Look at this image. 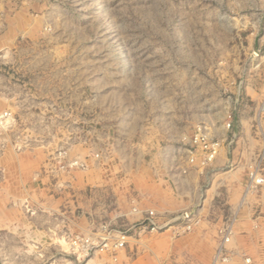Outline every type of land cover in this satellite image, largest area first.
<instances>
[{
    "label": "rangeland",
    "instance_id": "rangeland-1",
    "mask_svg": "<svg viewBox=\"0 0 264 264\" xmlns=\"http://www.w3.org/2000/svg\"><path fill=\"white\" fill-rule=\"evenodd\" d=\"M0 29L6 31L0 99H15L10 108L0 107V117L10 113L0 128L25 130L22 140L33 130L41 173L55 194L73 193L89 181L94 160L111 179V194L88 186L80 190L83 208L54 212L62 244L39 241L37 264H88L98 254L83 258L69 240L104 226L129 230L130 243L118 260L124 253L129 264L143 256L152 264H190L178 253L179 241L192 232L141 229L149 202L170 181L158 182L163 171L155 166H127L123 140L133 128L142 130L151 154L162 149L159 155L169 161L167 177L205 169L200 153L195 166L188 163L196 136L227 151L221 171L209 177L247 185L251 166L264 175V0H0ZM100 117L122 141L112 151L93 132ZM61 151L63 160L83 167L60 169ZM234 219L235 212L224 224ZM256 244L230 249L236 253L232 264L264 258V247ZM218 247L211 262L200 264H212ZM190 254H183L185 261Z\"/></svg>",
    "mask_w": 264,
    "mask_h": 264
},
{
    "label": "crops",
    "instance_id": "crops-1",
    "mask_svg": "<svg viewBox=\"0 0 264 264\" xmlns=\"http://www.w3.org/2000/svg\"><path fill=\"white\" fill-rule=\"evenodd\" d=\"M5 35V29H0V71L6 67ZM13 101L15 102V99H0L1 110L10 108ZM31 120L32 118L28 122ZM104 120L101 117L97 120L99 124L96 123L93 132L101 140L104 138L107 150L112 151L122 141L117 138L113 129L103 128L106 124ZM29 130L31 135L27 134L28 139L25 137L26 140H22L25 130L18 127L0 128V264H37L36 250L42 246L39 241H45L50 246H61L59 244H62V240L58 238L57 243L56 238L61 229L52 221V215L58 209L75 212L83 208L85 196L80 190L93 185L101 189L96 191L102 192L105 189L111 194L109 186L111 179L104 177L101 163L97 160L93 161V175L89 176V181L83 179L73 193H53L51 188L46 186L51 184L49 176L41 173L37 137L32 135L31 128ZM141 131L133 128L123 140L128 158L127 166L133 169L141 167L142 163H146L149 168L155 166L164 173L157 170L160 178L158 182L166 184L168 180L173 185L169 190L168 182V186L165 185L166 190L149 202L148 210H154L164 218L183 211L200 216L194 231L186 239L179 241L180 262L190 264L211 262L215 249L222 240L220 230L224 226V219L234 212L238 214L239 221L233 226L228 248L256 244L257 238L264 235V186L250 197L249 195L245 197V182L220 174L209 177V173L221 171L224 157L227 156L225 149H222L214 162L205 169L191 171L188 176L181 179L171 173L167 177L169 161L164 158L165 155H159L162 149L158 150L156 155L151 154L152 149L145 145V137ZM255 148L256 153L260 152L261 148L258 145H255ZM146 158L150 160L146 162ZM173 163L178 164L175 160ZM203 170L206 173L204 176ZM205 186H207L205 193H202ZM248 198H251L249 205L247 201L245 202ZM109 208L111 209V205ZM28 210L30 213H27ZM256 245L264 247L260 242ZM186 252L192 254L187 261L183 258ZM123 254L119 256V260H114L110 255L98 254L97 257L90 259L88 264H129L126 255ZM131 264L152 263L148 257L143 256ZM253 264H264V258L257 257Z\"/></svg>",
    "mask_w": 264,
    "mask_h": 264
},
{
    "label": "built area",
    "instance_id": "built-area-1",
    "mask_svg": "<svg viewBox=\"0 0 264 264\" xmlns=\"http://www.w3.org/2000/svg\"><path fill=\"white\" fill-rule=\"evenodd\" d=\"M10 113L4 112L0 117V126H6L9 124ZM233 128L232 117L229 118L225 125L227 131H231ZM196 136L194 139L195 145L189 146V159L190 166H195L197 161V154H202V159L198 163L202 168L208 167L222 150V144L219 142H211L206 137ZM62 156L60 162V169L67 170L71 166L83 167V164H79L77 161L70 163L63 160L66 152H60ZM263 159V157H262ZM249 171V177L246 185L245 197L256 193L261 187L264 186V175L260 171L259 166H251ZM199 222L197 215L189 211H183L172 217L164 218L159 216L156 211L148 210L145 213V217L140 222L141 229L151 234H157L160 232H167L172 230L175 233H190L194 231L195 225ZM235 219L228 221L224 224L220 230L221 243L218 247L216 257L212 264H232L236 253L228 249V244L231 242L233 235V226ZM130 243L129 230L117 231L107 226L102 227L98 233L77 234L70 238L69 248L78 255H82L83 258H90L97 254L110 255L116 260L118 252L126 249ZM243 264H251L249 258L243 259Z\"/></svg>",
    "mask_w": 264,
    "mask_h": 264
}]
</instances>
